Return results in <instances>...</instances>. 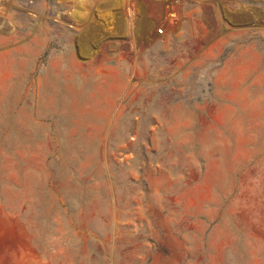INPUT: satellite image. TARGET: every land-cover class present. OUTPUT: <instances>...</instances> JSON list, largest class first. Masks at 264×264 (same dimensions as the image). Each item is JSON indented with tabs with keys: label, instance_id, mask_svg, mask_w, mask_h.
Masks as SVG:
<instances>
[{
	"label": "rangeland",
	"instance_id": "1",
	"mask_svg": "<svg viewBox=\"0 0 264 264\" xmlns=\"http://www.w3.org/2000/svg\"><path fill=\"white\" fill-rule=\"evenodd\" d=\"M0 264H264V0H0Z\"/></svg>",
	"mask_w": 264,
	"mask_h": 264
},
{
	"label": "built area",
	"instance_id": "2",
	"mask_svg": "<svg viewBox=\"0 0 264 264\" xmlns=\"http://www.w3.org/2000/svg\"><path fill=\"white\" fill-rule=\"evenodd\" d=\"M160 32H162V31H160Z\"/></svg>",
	"mask_w": 264,
	"mask_h": 264
}]
</instances>
